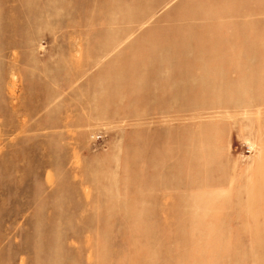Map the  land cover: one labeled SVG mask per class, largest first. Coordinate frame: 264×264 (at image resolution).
<instances>
[{
	"label": "rangeland",
	"instance_id": "obj_1",
	"mask_svg": "<svg viewBox=\"0 0 264 264\" xmlns=\"http://www.w3.org/2000/svg\"><path fill=\"white\" fill-rule=\"evenodd\" d=\"M0 264H264V0H0Z\"/></svg>",
	"mask_w": 264,
	"mask_h": 264
}]
</instances>
